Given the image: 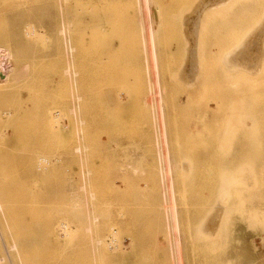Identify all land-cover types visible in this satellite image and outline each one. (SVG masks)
I'll use <instances>...</instances> for the list:
<instances>
[{
  "label": "rangeland",
  "instance_id": "1",
  "mask_svg": "<svg viewBox=\"0 0 264 264\" xmlns=\"http://www.w3.org/2000/svg\"><path fill=\"white\" fill-rule=\"evenodd\" d=\"M0 264H264V0H0Z\"/></svg>",
  "mask_w": 264,
  "mask_h": 264
},
{
  "label": "bare ground",
  "instance_id": "2",
  "mask_svg": "<svg viewBox=\"0 0 264 264\" xmlns=\"http://www.w3.org/2000/svg\"><path fill=\"white\" fill-rule=\"evenodd\" d=\"M61 34H62V38H67L66 36H67V33H66V31L65 30H61ZM63 40H66V39H63ZM235 47L237 46V45H234ZM234 48V47H233ZM235 49V48H234ZM230 50H232V49H230ZM230 52H232V51H230ZM229 52V53H230ZM236 54V53H235ZM229 61H230V64H233L234 62H235V59H234V57L233 58H230L229 59ZM236 63V62H235ZM146 69H147V67H146ZM65 73L66 74H68V75H72V70H71V67H68L66 70H65ZM73 85V84H72ZM155 105V104H154ZM160 114V113H159ZM52 119V118H51ZM53 121H55V120H53ZM57 121V120H56ZM53 123V122H52ZM157 139V138H156ZM159 155V154H158ZM166 210L167 211H169V210H171V206H166ZM165 210V211H166ZM63 225H64V223H63ZM66 226H67V224H66ZM61 227L62 226H60V229H61ZM63 228V227H62ZM66 228V227H65ZM69 229V228H68ZM61 230H63V229H61ZM65 230V229H64ZM64 230H63V232H64ZM66 231H68V230H66ZM88 231H90L89 229H88ZM65 235H66V232L64 233ZM172 234V233H171ZM15 247V246H14ZM13 247V248H14Z\"/></svg>",
  "mask_w": 264,
  "mask_h": 264
}]
</instances>
